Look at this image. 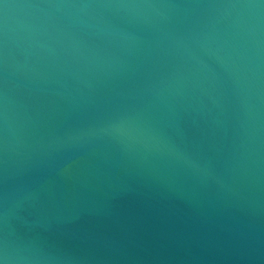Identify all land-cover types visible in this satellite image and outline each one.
<instances>
[{
    "label": "water",
    "instance_id": "water-1",
    "mask_svg": "<svg viewBox=\"0 0 264 264\" xmlns=\"http://www.w3.org/2000/svg\"><path fill=\"white\" fill-rule=\"evenodd\" d=\"M0 264H264V0H0Z\"/></svg>",
    "mask_w": 264,
    "mask_h": 264
}]
</instances>
